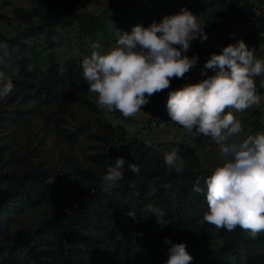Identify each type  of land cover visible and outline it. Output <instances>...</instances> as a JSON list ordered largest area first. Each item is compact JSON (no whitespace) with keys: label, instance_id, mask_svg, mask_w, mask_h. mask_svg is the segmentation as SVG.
<instances>
[{"label":"trees","instance_id":"trees-1","mask_svg":"<svg viewBox=\"0 0 264 264\" xmlns=\"http://www.w3.org/2000/svg\"><path fill=\"white\" fill-rule=\"evenodd\" d=\"M28 1L32 3L30 9H15L16 18L26 27L12 37L0 32V86L10 80L14 89L42 105L72 101L93 113H103L90 98L83 78L82 60L90 56V45H109L117 41V29L130 33L136 25L149 27L172 10L179 13L187 9L200 17L219 8L243 14L249 20L256 18L253 31L229 38L225 47L241 39L247 46L264 43V9L256 12L250 0H133L100 11L90 10L88 5L100 4L101 0ZM0 18L9 20L6 15ZM75 49L80 55L73 54ZM221 51L206 52L209 58L202 62L197 59L194 66L205 68L211 55ZM194 66L184 77L194 75ZM183 78H175L170 91L186 86L181 83ZM263 78L255 77L259 95H264ZM170 91L154 94V104H166ZM153 122L151 118L147 124ZM241 123L249 134L264 132V108H249ZM57 132L73 142L81 134L60 126ZM90 136L99 142L91 156L96 169L79 170L89 184L75 193L65 187V176L53 177L41 164L21 158L19 170L6 171L0 163V230L31 208H55L39 228L26 231L10 243H0V258L13 263L26 258L40 264H88L99 254H107L120 264H166L172 245L155 234L156 217L148 211L151 205L162 210L164 220L192 227L208 241L217 242L211 250L204 247L190 251L191 264H264V233L252 239L239 227L227 231L204 221L206 196L194 192V187L199 183L206 190L204 181L213 169L198 165L177 173L165 164L164 152L172 148H179V156L197 161L191 145L183 140L150 143L136 134L127 135L124 127L110 138L98 133ZM118 157L125 160L124 178L104 192L101 177ZM132 163L139 167L138 174L129 169ZM130 211H134L135 220L127 214Z\"/></svg>","mask_w":264,"mask_h":264},{"label":"clouds","instance_id":"clouds-1","mask_svg":"<svg viewBox=\"0 0 264 264\" xmlns=\"http://www.w3.org/2000/svg\"><path fill=\"white\" fill-rule=\"evenodd\" d=\"M116 35L115 46L106 51L92 43L82 69L89 91L97 95V106L119 111L125 118L141 112L149 97L170 87L172 78H183L198 59L186 55L191 42L208 38L204 25L187 9L166 15L149 27L136 25L130 33L117 29ZM205 68L217 71L199 83L170 91L167 113L194 138H210L223 161L205 178L206 190L199 183L194 187V192L206 196L204 221L227 231L239 227L256 239L264 233V132L242 138L243 125L234 113L260 105L255 77L264 76V60L241 39L219 54L213 53ZM13 89L10 80L0 86V100L9 97ZM178 153L179 148L165 151L164 161L182 173L184 161ZM124 164L122 157L108 164L101 177L102 191H111L124 178ZM128 167L135 174L140 171L134 163ZM148 211L162 227L168 224L162 210L149 205ZM127 214L135 220L134 211ZM165 243L172 245L166 264H190L193 257L184 243L172 244L169 238Z\"/></svg>","mask_w":264,"mask_h":264},{"label":"rangeland","instance_id":"rangeland-1","mask_svg":"<svg viewBox=\"0 0 264 264\" xmlns=\"http://www.w3.org/2000/svg\"><path fill=\"white\" fill-rule=\"evenodd\" d=\"M132 1L101 0L100 4L91 3L88 8L93 11H100L112 4H128ZM250 2L253 3L256 12L264 9V0H250ZM18 7L30 9L32 3L28 0H0V15H6L9 18V20L0 18V32L7 36H15L26 27L25 23L16 18L15 9ZM177 13L172 10L166 15ZM197 18L204 25V31L208 38L203 42L200 39L193 40L186 55L191 58L196 54L200 62L209 58V55L205 54L206 52L212 49H223L225 41L229 38L247 35L255 29V25L251 24L249 18L243 14H234L219 8L211 9ZM161 21L162 19L158 23ZM115 44L116 42L101 45V48L106 51ZM248 47L254 48L256 57L264 60V43H252ZM73 54L78 56L80 51L75 49ZM194 69V75L191 78L184 77L181 80L182 84H196L215 75V72L206 70L201 65L194 66ZM174 80L175 78H172L170 87L161 92L172 90ZM156 95H160V92ZM89 96L92 100L97 101L96 94L89 91ZM153 96L154 94L149 97V103L142 106V111L135 117L125 118L119 111L108 112L104 110L103 113L96 114L89 111L85 106L72 101L42 105L34 97L13 89L9 97L0 100V163L6 171L19 170L21 158L41 164L53 177L65 176V187L75 193L78 189L87 188L89 184L87 180L81 177L79 170L96 169L91 156L95 153L99 142L90 135L98 133L110 138L119 133L121 127H124L127 135L136 134L139 138L150 143H159L165 140L185 141L195 149L198 160L180 156L184 161V167H197L199 165L214 170L215 167L223 163L219 157L217 146L210 138L203 135L194 138L180 125L173 123L167 113L166 104L162 102L154 104ZM260 97L261 103L258 106L264 108V95H260ZM245 112L234 113V115L242 121ZM151 118H154L155 122L148 125V120ZM56 119L64 120V123H57L55 122ZM59 126L70 131H81L79 139L73 142L61 137L57 132ZM246 135L249 133L244 130L242 138ZM54 209L48 205L31 208L12 222L5 223L0 230V243H10L26 231L39 228L43 220ZM151 217L155 218L152 214ZM155 227L156 235L164 238L170 237L173 244L184 243L189 254L192 250L196 251L204 247L211 250L217 246L216 241H208L198 230L173 221H168V224L162 227L155 220ZM0 264L40 263L26 258L13 263L6 257H1ZM88 264L120 263L110 255L99 254L93 262Z\"/></svg>","mask_w":264,"mask_h":264},{"label":"built area","instance_id":"built-area-1","mask_svg":"<svg viewBox=\"0 0 264 264\" xmlns=\"http://www.w3.org/2000/svg\"><path fill=\"white\" fill-rule=\"evenodd\" d=\"M251 24L253 25H256V22H257V19L256 18H253L249 21Z\"/></svg>","mask_w":264,"mask_h":264}]
</instances>
